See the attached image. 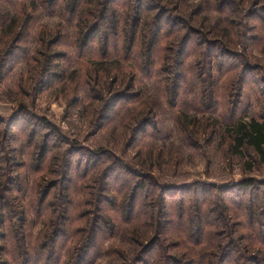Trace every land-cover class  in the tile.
Listing matches in <instances>:
<instances>
[{
	"label": "rangeland",
	"instance_id": "1",
	"mask_svg": "<svg viewBox=\"0 0 264 264\" xmlns=\"http://www.w3.org/2000/svg\"><path fill=\"white\" fill-rule=\"evenodd\" d=\"M77 1L57 0L53 10L50 2L40 6L38 0H0V173L6 175L5 166L11 164L14 169L6 183L16 188L15 166L24 165L20 172L27 181L22 185L24 200L11 196L9 202L15 217L26 210L29 241L46 229L50 211L70 202L68 233L57 243L60 257L54 263L65 264L71 248L87 253L82 264H121L139 247L135 233L141 229L133 219L127 220L130 217L141 218L147 212V225L152 227L145 237L138 234L146 243L157 231L163 203L165 217L174 223L183 196L187 203L195 193L208 196L204 207L219 211L226 207L221 196L249 202L251 189L264 183V162L257 154L231 155L221 144L222 135H196V127L185 129L215 121L218 115L229 121L230 114L235 118L264 114V13H253L258 8H249L252 0L245 1L250 21L231 15L232 8L218 9L217 0H113L108 2V21L92 35V27L86 31L69 26L81 21L87 8V0ZM21 5L26 7L18 13ZM112 15L120 22L119 31ZM137 18L140 21L133 24ZM17 19L26 21L29 31L16 28ZM159 19L163 27L154 35L152 24ZM86 33L92 38L84 46ZM46 55L54 60L52 72L44 73L40 69ZM137 55L142 57L139 63L133 59ZM179 71L182 80L178 97L173 98L172 83ZM40 74L48 76L42 86L37 83ZM197 83L206 86L203 95L197 96ZM144 100L147 104L140 105ZM191 142H196L194 148L187 147ZM50 162L54 172L46 174ZM41 163L42 174L33 172ZM63 172L70 178L52 189L44 207L55 204L39 218L41 187L60 180ZM38 178L40 186L34 191L28 184ZM246 178L254 179L252 188H231ZM194 187L196 192L190 190ZM177 188L188 190L176 192ZM134 189L135 205L130 207ZM7 195L0 192V202L7 201ZM120 204L122 212L117 211ZM81 213L85 218H78ZM8 217L12 218L9 210ZM239 220L245 224L246 217L231 216L226 223L234 227ZM91 226L96 228L93 240ZM176 235L162 234L145 261L157 258L158 264H173L172 259L184 253L183 245H173L179 242Z\"/></svg>",
	"mask_w": 264,
	"mask_h": 264
},
{
	"label": "trees",
	"instance_id": "2",
	"mask_svg": "<svg viewBox=\"0 0 264 264\" xmlns=\"http://www.w3.org/2000/svg\"><path fill=\"white\" fill-rule=\"evenodd\" d=\"M5 1L9 3L15 2V0ZM79 1H77V4ZM112 1L113 0H87V8L85 9V12H83V14L81 15L79 14L82 20L77 22V24H69V26H75L77 30H83L84 28H86V31L87 29H90L92 27L93 35L96 31H98L102 22L108 21V19H105V17L107 16L108 2L110 3ZM129 1L130 0H127V2ZM245 1L246 0H238L236 2H234L233 0H217L218 9L232 8V11L229 12L231 15H235L236 13L240 14L242 18L247 21H250L251 18V12H248V9H251V7L258 8L257 10L253 11V13L255 14H257L256 11H262L264 13V0H252L251 3L254 1V5L253 3L250 4L249 8H247V4H245ZM38 2L40 6L43 3H52L54 5L53 10L56 9L57 6V0H38ZM137 5H139L138 2ZM25 7V5H21V7H19L20 10L18 11V13L22 12ZM37 8L38 4H36V7H34V9L36 10ZM153 9L154 8L152 7L148 8L149 12H151V10ZM135 12L136 14L140 13L139 10H135ZM112 16V24L116 26L119 31L120 22L118 23L115 20L116 17L114 15ZM161 19L156 20L155 25L152 24V26H154V35H158V31L160 30L159 28L163 27V21ZM92 20L94 21V25H88L89 22H91ZM139 21L140 19L137 18L133 24H137ZM14 26H16V28L19 27L22 29H26L28 25L26 21H21L20 19H17L15 21ZM29 29L30 27H27L28 31ZM13 32L14 31H11L9 35H11ZM122 32H124L127 36L126 30L122 29ZM92 35L90 33H86L84 35V46L90 41ZM190 37V35L186 37V44L188 43ZM52 45L53 44H51L50 46ZM218 45H222V43L218 41L215 46L219 48ZM130 48L132 49L131 46H128L126 48L127 52L131 51ZM140 58L142 59V57ZM140 58H138L137 55L136 58L133 59L137 61V63H139ZM213 59L214 56L211 60ZM53 60L54 57L46 55L45 67H43L44 69L40 70L44 71V73L48 71L52 72L51 63ZM172 65L176 67L175 64ZM47 77L48 76H46V78ZM46 78H43V75L40 74V78L37 80V83H39L38 85L42 86L46 82ZM181 80L182 74L179 71L175 82L172 83L173 98L178 97ZM205 87L206 86L202 87L201 83H197L196 87L194 88L197 92V96H199L200 93L203 95V93L206 92ZM160 90L162 91L163 88H161ZM99 91L101 92L100 89ZM165 91L169 92L170 94L169 88H165ZM139 104L146 105L147 102L146 100H144L141 101ZM173 104H176V102L173 101ZM208 112H212L213 114L214 111ZM203 113L208 114L207 112ZM224 120L225 119L218 115L215 121H204L201 122L202 125H185V129L188 131L187 126L196 127V135L199 132H210V135L218 137H221L222 135L223 140H221V144L227 145V150L231 155L239 156L242 158L246 155L247 152H253L257 154L261 162H264V114L260 117L241 116L238 118H235V115L231 116L230 114L229 121ZM147 124L149 123L147 122ZM190 135L193 136L191 133ZM195 145L196 142H191L187 144V147L194 148ZM45 150L46 146L44 144L42 148L41 158L44 157ZM43 164H38V169L33 170V172L40 171L42 174ZM52 164L53 163L50 162L46 174H50L51 172L53 174L54 171L52 170ZM70 166H72L71 161L68 164L69 168ZM5 167V172H7L6 175L0 173V176L4 178L3 181H0V192H3L4 190V192L9 195L5 197L7 201H5L4 203L0 202V264H56L57 262L54 263V260L57 259V257H60L57 243L60 237L67 232V221L69 218L68 206L70 202L67 200V203H65L62 207H58L56 210L50 211L47 214L49 218L46 219L44 222L46 229L40 230L37 234V237L29 241L27 239L28 235L25 234L27 221L26 210L22 209L21 211H18L15 217L14 211L12 209L13 205L10 204L11 201L9 202L11 196H14L13 200H24L23 196L21 195L22 193H24L22 185L26 184L27 181L23 177V174L21 175L20 173L24 169V165L18 167L15 166V169L17 171L16 174L18 175L19 179V184L16 188L13 186H9L6 183L10 176L8 175V172H13L14 167L11 166V164L6 165ZM24 172L27 175L28 170H25ZM44 178L46 177L44 176ZM67 178H70V175H66L65 172H63L62 174H60V180L53 179L52 181H46V183L41 187L44 190L40 195V205H38L39 210L37 211V215L39 218L44 216L46 209L51 210V208L55 204L51 202L46 207H44V202L51 193L52 189H54L56 186H59L62 181L64 183L67 182ZM254 184V179L246 178L232 184L231 188L251 186L253 187ZM28 185L30 187L32 186L31 188L35 191L40 186L39 178L35 183ZM263 186L264 183H262L261 187L254 188V191L251 187L252 189L249 202H232L231 200L226 199L224 195L223 197L221 196L220 202L225 203L226 207L225 210H223V208H220L219 211H215L213 207L210 209L204 207V205L210 201L209 198H207L208 196H203L199 193H195L188 203L185 197L183 196L178 205V212L176 213V221L174 223L169 221V215L165 217V215L168 213L167 211H165L166 206L165 203H163L162 208H159V211L157 212L159 225L157 231L155 234L152 233L147 237V239H145L146 243L141 242V240L139 239V235L145 237L147 235L146 230L152 227L150 225H147L149 222L148 218L146 217L147 212L144 214L146 217L144 222L141 219L144 215L141 218L136 217L138 216V214L130 217L127 220L133 219V225L141 229L137 230L135 233V244H137L139 247L142 246V248L140 250L139 247L133 249L131 251V255H129V257L125 256L123 260L125 262L122 261L121 264H158L157 258L155 260L153 259V261L146 262L143 257L154 248L155 244L159 242L160 236H162V234L164 236L169 231L176 233L177 235L175 239L179 240L180 242H176L173 245L176 247L180 244L183 245L182 248L184 252L180 256H176L172 259L175 260L173 264H264V189H262ZM30 187L27 189V193L29 192ZM67 188L68 187L65 188V191L67 190ZM212 188L215 187L212 186L211 189ZM185 190L188 189L177 188L176 192H183ZM190 190H195L196 192L195 187L190 188ZM256 190H258L259 192L256 193ZM134 191L135 189L133 190V195H130V199L128 202L131 205L130 207L135 205L136 194ZM64 194L66 197H68L67 192ZM61 196L62 194L60 193L59 199L61 198ZM191 201H193L192 204ZM18 207L22 208V205H19ZM227 208L229 210L226 211ZM8 210L11 213L12 218L8 217ZM123 210L124 205L120 204L117 208V211L122 212ZM129 211H134V209L132 208ZM231 216L237 219L245 216V224L241 220H239V223H236V226L234 227L231 224H228V222L226 223L228 218ZM78 218L83 219L85 218V216H83V213H81ZM15 219L16 221H14ZM8 220L9 227L7 228L6 225ZM113 227L114 226H112L111 228L113 229ZM240 229L243 230V233H239ZM95 230L96 228L91 226L92 237L90 232L89 238L91 237L92 240L94 239ZM70 233L74 235L72 232ZM156 235L158 236L154 238V236ZM153 238L154 241H152ZM126 239L129 238L127 237ZM149 241H152V243L147 246L149 244ZM144 248H146V250H144ZM75 250H71V248L67 249V259L65 264H82V262L85 260L87 253L80 254L81 252H75ZM72 255L76 257H73ZM1 258L6 259L2 260Z\"/></svg>",
	"mask_w": 264,
	"mask_h": 264
}]
</instances>
